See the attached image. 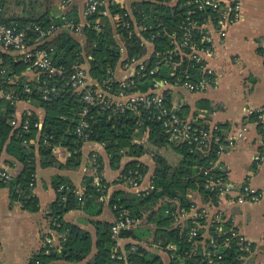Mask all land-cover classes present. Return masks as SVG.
<instances>
[{"label": "trees", "instance_id": "16d2710c", "mask_svg": "<svg viewBox=\"0 0 264 264\" xmlns=\"http://www.w3.org/2000/svg\"><path fill=\"white\" fill-rule=\"evenodd\" d=\"M56 0H0L2 7V19L6 24H17L25 27L30 23H36L42 27L51 25L59 29L51 36L39 40V33L30 31L28 43L34 51H49L55 66L63 67L64 74L50 75L42 73L32 67L30 63L15 57L9 52H0V69H6V74L0 80L5 92L13 91L20 100L36 103L44 108L45 120L41 123L36 114H26L22 118L20 126H13L15 120L16 104L18 101L0 96V155L7 151L23 166V171L8 182H0V187L10 188L11 203H20L24 210L37 212L40 210L39 200L34 194L35 172L37 155L41 158L44 167H60L61 169H77L83 160L82 147L85 142L92 141L104 144L109 157L110 165L114 170L121 168L124 156L131 157L121 173L120 180L132 179L135 172L143 177L148 172V167L138 160L144 154L150 152L146 143L160 150L171 146L181 156L176 165L168 162L165 156L158 151L154 152L156 169L152 177L153 188L146 193L125 194L115 193L108 197V203L114 210L125 209L134 221L144 220L140 226H134L123 231L124 239L151 240L152 243L166 244L175 242L182 245L187 237V226H191L192 220L186 219V228L181 230L175 225L178 208L190 210L199 195L203 202L218 205L219 197L216 190L206 188L205 183L209 176L228 179L227 172L220 167H215L213 161L217 159V146L214 144L208 148L192 146L186 142L176 143L171 140L161 121L152 119L144 108L138 110H126L115 112L113 109L101 106L88 105L84 100V94L73 89L68 84V78L77 66L86 62L89 64V75L96 82L93 88L104 86L105 81L114 76L121 59L122 46L126 49L127 60L140 58L148 51L144 40L152 39L155 35V50L169 49V37L167 33L177 30L184 16L193 10L192 17L206 16V11L189 6L185 0H179L173 4L172 0H139L135 2L131 10L116 0H107V3L96 13L87 15L86 25L83 30L87 37L84 46H81L71 32L77 30L66 27L73 23L76 27L82 23V16L77 8H70L60 17H55L53 7ZM67 0H64L66 4ZM105 1V0H104ZM187 2V0H186ZM68 3L67 5H69ZM108 10L110 15H104ZM119 15L120 20L113 17ZM98 24V26H97ZM97 26V27H96ZM123 43V44H122ZM157 59L152 56L146 62V70L141 76H135L136 87L130 90L149 91L157 80L174 76L165 68L152 74L151 69L156 65ZM188 63V62H187ZM186 63V67H188ZM194 74L199 73V66L192 62L189 66ZM28 68L38 70L41 75L38 79L29 81L25 72ZM12 79V80H10ZM112 84L113 93L120 91L119 82ZM107 83V84H108ZM30 91L27 92L26 88ZM55 87V91L44 98L43 90ZM108 89V88H107ZM164 103L168 108H173L174 91H163ZM200 106L209 109L205 100ZM85 111H87L85 113ZM176 111L182 117H188L190 109L186 104L178 106ZM255 119V118H254ZM82 120H87L90 128L87 140L78 136L77 128ZM201 123L200 119L196 120ZM27 128H24V125ZM204 126H208L205 122ZM259 127L261 125L259 124ZM148 134L146 143L139 141ZM220 134L224 136L223 131ZM62 146L71 153L65 163H62L54 154V148ZM99 170L103 175V159L97 156ZM12 164H8V168ZM208 171V174H205ZM52 185L57 192V199L51 205L47 217L51 228L65 239L60 240L59 246L46 245L39 253L33 256L30 264L37 260L41 264H78L85 261L93 251V238L91 234L79 226L68 223L65 215L73 210L82 209L86 213L99 216L105 204L99 201L102 194L108 196L109 183L104 179L99 190L94 182L93 175H86L83 180L84 191L82 200L79 199L78 188L67 178L61 175L53 179ZM63 186V189L61 187ZM98 238L96 253L87 264H122L123 259L114 257V249L117 241L112 237V223L94 221ZM223 237H219V240ZM1 246V241H0ZM135 247V249H133ZM239 245L223 249L224 259L227 264H239L241 256H248L249 252L239 250ZM59 248V251L57 249ZM128 264H165L162 258L141 245V242L131 243L125 248ZM49 251L48 253H46ZM119 253H122L120 248Z\"/></svg>", "mask_w": 264, "mask_h": 264}, {"label": "crops", "instance_id": "0c3cea01", "mask_svg": "<svg viewBox=\"0 0 264 264\" xmlns=\"http://www.w3.org/2000/svg\"><path fill=\"white\" fill-rule=\"evenodd\" d=\"M116 1L131 10L133 4L139 0ZM178 1L172 0V3L175 4ZM241 1L240 20L228 30L225 38L215 36V55L210 58V68L216 83L209 85L203 92H191L184 88L176 89L174 104H186L189 107L190 112L187 118L200 119L209 125H219L224 136L234 135L242 128L246 129L245 137L238 140L234 147H228L219 159L221 169L227 172L228 180L235 188L234 193L220 197L218 205L203 202L199 195H196V202L199 207H204L211 213L224 212L246 236L251 243L246 264H264V161L259 164L254 161V155L257 152H264V112L261 119L256 113L248 112V110L264 108V0ZM106 3L107 0H105ZM86 6V0H72L69 5L65 4L64 0H56L53 7L55 17H60L70 8L78 9L83 21L79 29L71 34L81 46H84L87 41L83 30L87 26L84 18ZM108 15H110L109 11ZM146 45L148 51L144 57L152 54L154 50L152 43ZM122 49V59L114 72V77L118 81L132 78L135 72L134 67L126 66L127 52L124 47ZM0 52L5 51L0 47ZM82 66L87 72L89 83L96 84L88 73L89 64L86 62ZM40 75L41 73L33 68H28L25 72L29 81L38 79ZM202 100L208 103L209 109L200 106ZM26 114H36L41 122L40 127L46 116L44 108L36 103L27 100L18 101L15 112L18 126L21 125L22 118ZM146 145L150 152L138 160L148 167V172L138 187L132 185L131 179L120 180L123 169L132 158L124 156L121 168L114 170L110 165L104 144L98 142L84 143L82 163L74 170L55 166L44 167L41 165L40 156L37 155L33 192L39 200V211L29 212L24 210L20 203L12 204L10 188L0 187V264H30L33 256L45 247L48 235L54 232L47 217L51 205L57 199V192L52 185L53 179L58 175L67 177L82 193L84 177L93 174L91 158L94 154L103 159V177L109 183L108 197L115 193L140 194L151 190L152 177L156 169L154 152L158 151L162 155L163 153L148 143ZM54 154L62 163H65L71 155L68 149L62 146L54 148ZM166 159L168 160L167 157ZM168 162L170 163L169 160ZM177 163L174 161L170 164ZM8 164L12 166L8 168ZM0 165L8 168L13 176H18L23 171L22 164L6 150L0 155ZM244 185L255 188L262 197L258 201L238 203L236 199ZM114 219L115 213L109 203L104 205L99 216L90 215L82 209L70 211L65 215L68 223L79 226L89 232L93 238L92 253L85 261L78 264H87L96 253L98 232L93 222L112 223ZM143 221H138L136 226H140L144 223ZM53 241L56 246L60 244L57 236L53 238ZM138 242L158 253L164 262L168 260L170 264L169 256L161 250L154 249L150 239L142 241L124 239L121 245L126 248L129 244ZM59 263L61 262L57 261L54 264Z\"/></svg>", "mask_w": 264, "mask_h": 264}, {"label": "built area", "instance_id": "2783aa9c", "mask_svg": "<svg viewBox=\"0 0 264 264\" xmlns=\"http://www.w3.org/2000/svg\"><path fill=\"white\" fill-rule=\"evenodd\" d=\"M71 1L67 0L66 4L71 3ZM86 2L87 6L84 12L86 16L96 13L105 5L104 0H86ZM186 3L189 6H194L198 10L206 11L207 14L203 17V21L200 18L191 16L194 12L193 10L189 11L188 15L184 16L178 29L167 33L172 48L155 50L153 41L156 36L154 35L152 39L144 40L145 44L152 43L154 45L152 54L147 57L132 58V60L126 62L127 67L135 68L132 77L134 78L135 76L142 75V72L147 69L146 62L154 56L157 62L155 67L151 69V73L154 74L167 68L172 76H174L172 81L170 79L171 77H165L164 79L155 81L153 88L149 91H133L130 89L136 87L134 79L128 78L118 81L113 76L104 82L105 88L104 86L93 88L92 84L88 81L86 70L81 65L77 66L74 72L70 74L68 84L76 91L84 94V100L88 105L113 109L115 112L144 108L149 112V116L152 119L162 122L165 130L170 133L171 140H174L176 143L186 144L187 142L192 146L194 145L200 148H208L214 144L217 146V159L211 163L215 167H220L219 159L221 154L228 147H234L238 140L244 138L246 129L242 128L234 135L222 136L219 125H209L205 121L197 123V119L180 116L176 111V108L180 105L174 104L175 106L173 108H168L164 103L163 91L169 89L175 93L176 89L184 88L191 92H203L209 85L216 83V78H214V74L210 68V58L215 55V36L217 35L221 39L225 38L228 30L240 20L242 15V1L187 0L186 2L185 0L184 6H186ZM2 11V7L0 6V47L15 57L22 56L23 61L30 63L32 67L39 69L42 73H48L50 75L64 74V68L55 66L49 51H34L28 43V33L30 31L38 32L40 35L39 40H42L53 35L59 28L55 25L42 27L36 23H30L25 27H20L17 24L9 25L2 19ZM103 14L108 15V11L105 10ZM114 19L115 21L120 20L119 15L115 16ZM66 26L75 30L79 29V26L76 27L73 23H68ZM0 62H2L1 58ZM192 62L198 64V74H194L191 71L189 66ZM186 63L188 67H186ZM5 74L6 69L4 67L0 69V80ZM111 81L119 82L120 91L118 93L111 92L113 91L112 84L108 83ZM26 91L29 92L30 88L27 87ZM52 91H55V87L44 89V98H47L48 94ZM0 96L21 101L13 91L5 92L2 87L0 89ZM248 112L249 114L256 113L258 118L261 119L264 108L248 110ZM204 122L209 127L204 126ZM12 125L18 126L19 123L13 120ZM24 128H27L26 124ZM89 128V122L82 120L77 128L78 136L83 140H87L89 133H86V131ZM147 136L148 134L146 133L139 141L146 142ZM254 161L257 164L263 162L264 152H257L254 155ZM91 163L92 175L94 176L96 186L99 187V190L105 189V186L101 185L103 175L99 170L100 166L95 154L91 158ZM208 173V171H205V174ZM12 179L13 176L10 170L0 165V182L8 183ZM142 179L143 175L136 171L135 176L131 179V183L134 187H138ZM205 186L208 189L216 190L219 198L232 195L235 191L234 186L228 179L217 178L212 175L207 178ZM61 189H63V186ZM79 196V199L82 200V193L79 192ZM261 197L262 194L258 190L250 185H244L236 201L238 203L258 201ZM99 201L108 203V196L102 194L99 197ZM208 204L213 205L212 202ZM116 209L117 207L115 206L114 210ZM186 219H191L192 224L191 226H187V237L182 242V245L175 242L166 244L160 242L151 243L154 249L161 250L169 256L170 264H227L224 259L223 249L231 248L237 243L240 246V251L250 252L251 250V243L227 218L224 212L218 211L211 213L204 207H199L195 201L190 210L182 207L178 208L175 225L179 226L181 230H184L186 228ZM137 222L130 217L128 211L125 209L118 210L112 222V237L117 241L113 256L118 259H123L125 263L122 264L128 263L127 252L121 245L122 240H124L121 234L123 231L136 226ZM48 236L45 246H54L53 238H56V236L58 238L63 237V235L58 234L56 231ZM219 237H223V239L219 240ZM63 239L65 238L63 237ZM58 241L60 242L59 239ZM120 248L122 249V253L118 252ZM247 257L241 256L239 264H246ZM35 264L41 263L37 260Z\"/></svg>", "mask_w": 264, "mask_h": 264}, {"label": "rangeland", "instance_id": "374dc122", "mask_svg": "<svg viewBox=\"0 0 264 264\" xmlns=\"http://www.w3.org/2000/svg\"><path fill=\"white\" fill-rule=\"evenodd\" d=\"M146 55V54H145ZM144 56V55H143ZM142 56V57H143ZM19 59H22V56H19ZM164 156L168 158L170 163H174V161L179 162L181 156L178 152H176L171 146H166L160 149ZM56 246V245H55ZM59 246V245H58ZM57 246V247H58ZM165 264H168V260L165 262Z\"/></svg>", "mask_w": 264, "mask_h": 264}]
</instances>
